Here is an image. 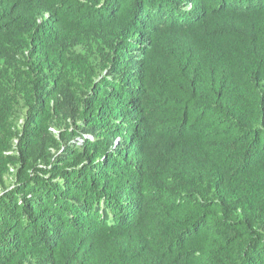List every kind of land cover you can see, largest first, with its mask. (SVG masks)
<instances>
[{"label": "trees", "instance_id": "1", "mask_svg": "<svg viewBox=\"0 0 264 264\" xmlns=\"http://www.w3.org/2000/svg\"><path fill=\"white\" fill-rule=\"evenodd\" d=\"M0 264H264V0H0Z\"/></svg>", "mask_w": 264, "mask_h": 264}]
</instances>
